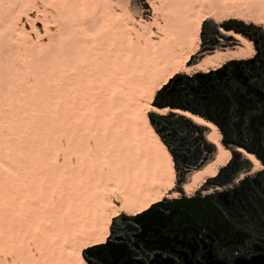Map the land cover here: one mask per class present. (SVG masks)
Segmentation results:
<instances>
[{"label":"bare ground","instance_id":"obj_1","mask_svg":"<svg viewBox=\"0 0 264 264\" xmlns=\"http://www.w3.org/2000/svg\"><path fill=\"white\" fill-rule=\"evenodd\" d=\"M204 1L180 0L189 6L174 11L145 0L147 20L121 1L0 0V264H88L84 252L106 244L115 219L179 197L167 195L177 186L175 161L150 114L209 129L216 153L192 171L187 195L229 165L216 124L153 105L176 76L256 53L252 40L220 27L237 45L191 63L208 21L264 26V0ZM236 152L251 174L264 169L254 153Z\"/></svg>","mask_w":264,"mask_h":264},{"label":"flooded vegetation","instance_id":"obj_2","mask_svg":"<svg viewBox=\"0 0 264 264\" xmlns=\"http://www.w3.org/2000/svg\"><path fill=\"white\" fill-rule=\"evenodd\" d=\"M183 187L181 183L178 198L154 205L140 223L136 217L122 218L123 225L113 226L106 244L88 253V263L238 264L264 257V229L257 227L263 215L258 210L261 195L256 187L246 183L192 195ZM246 190L255 203L252 211L245 207Z\"/></svg>","mask_w":264,"mask_h":264},{"label":"rangeland","instance_id":"obj_3","mask_svg":"<svg viewBox=\"0 0 264 264\" xmlns=\"http://www.w3.org/2000/svg\"><path fill=\"white\" fill-rule=\"evenodd\" d=\"M119 1L122 2L123 7H128L131 10V12L133 13L136 19H139L142 16H144L147 20H149L150 18H153V12L150 9L149 5L145 3V0H113V2L115 3L114 5L117 6V3ZM190 1H193V4H192L193 7L200 6L201 3L207 2L204 0H190ZM164 2L165 3L169 2V4H171L170 6H173L174 11L178 10L177 9L178 7H179V10H182V6L183 7L189 6L187 3H181L180 0H164ZM116 9L118 8L116 7ZM33 11L34 9L32 8L30 12H33ZM222 24L223 23H216L212 20L206 23L205 33L204 35H202V44H201L200 52L197 53V55L194 57L191 63H195L199 61L203 56L209 53H213L215 50L233 49V46L237 45L238 42L234 38L227 37L220 33L219 28L222 27ZM233 26L247 32L248 35L252 36L253 39H255L256 42L253 40L252 41L255 45L256 53L253 56V58L250 60L236 61V62L232 61V63H236V65H233V67L234 68L237 67V70L234 71L232 70V68H227L225 72L223 73L220 81H222L223 82L222 84L226 86L227 88L230 85H233L234 88H239L241 92H243V94L246 96L247 99L249 98L255 101L257 105L255 109L252 106L251 109L248 111H246L245 109H241L240 111L237 112V114H235L236 111L234 110H237V108H235L231 111L229 115H227V118L231 116V119H230L231 128L230 129L239 131L241 135L238 138L244 144L251 146V144L255 142V138H257L258 142H259V138L261 139V143L259 142L260 145L258 144L257 149L264 156V122L261 123L260 119L257 120L260 123H257V121L256 122L254 121L253 124H251L249 122V118H264V26L258 27L255 25L246 24L244 22H241V23L237 22ZM174 28H175V32H174L175 36H177L179 30L177 29L176 24L174 25ZM225 64H223L222 66H225ZM193 75H195V73H191V75L180 74L178 76L191 77ZM174 128L176 130H174L171 133L173 137L172 136L166 137L167 136L166 131L164 132V135H165V139L172 145V149L175 150L178 156L185 154L184 152L178 151L180 149L178 148L179 145L183 146V149L187 152L186 155L188 156H191L198 152H201L203 155L201 159L197 163H195L189 170L184 169L181 166L182 165L181 163L175 162V168L177 172V182H176L177 186L175 187L173 191L167 194L168 196H172L174 193H178V192L181 193L179 189L181 183L186 184L189 180V176L192 173V171L197 168L202 167L204 164L210 161L216 153V147L214 146H213L212 154H209L207 152V150L211 149L210 147L211 144L206 139V135L209 133V129L198 126L194 124L193 122H191V125H187V126L175 125ZM219 130L222 133V141H223V132L220 128ZM233 137H235V135ZM229 148L233 150L231 161H233L237 155L241 157L240 161L243 164L242 169L238 172V174L234 177V180L230 184L217 185V184L210 183L208 181L205 184V186L202 187L198 191L219 192L220 190L225 189V188H228L229 190H231L230 186L238 187L245 180H248V179L252 180V179L259 178V180L263 182V186H261L262 188H258L260 189L259 192L261 195L259 199H261L262 197L261 200L263 203L264 194L262 193L264 192V176H261V177L259 176L264 173V169L257 174H251L252 172L251 163L246 161L245 158L241 154H238L236 152V149H234L235 148L234 145H229ZM224 169H227V168H224ZM220 171H222V169ZM242 175H243V179H241ZM210 184H213V185L210 186L209 190L206 189L205 187ZM198 191H196L195 193H197ZM111 198L116 204H120L119 198H117L115 195L111 196ZM122 218L130 219V218H135V217H129L126 215H122L120 218L115 219L111 225V231H112L113 226L123 225L124 220ZM262 218L264 219V214L262 215ZM261 223L264 224V221L260 220L257 225L260 231L264 229ZM91 250H94V249H90L87 251H91Z\"/></svg>","mask_w":264,"mask_h":264},{"label":"trees","instance_id":"obj_4","mask_svg":"<svg viewBox=\"0 0 264 264\" xmlns=\"http://www.w3.org/2000/svg\"><path fill=\"white\" fill-rule=\"evenodd\" d=\"M235 23L234 20L228 21L222 24V28L226 31H235L236 33H240L250 40L255 41L252 36L248 35L247 32L238 29L233 26ZM205 26H203V33H205ZM218 33V31H217ZM256 42V41H255ZM236 63H226L221 69L216 71H210L207 74L198 73L191 77L189 76H176L173 80L160 92L157 93L153 105L157 108L163 109L170 107L171 109H181L185 111H190L193 114L199 115L206 120H209L216 124L223 132V144L227 147L229 145H234V147H243L247 151L254 153L256 156L262 160L264 163V156L257 149L259 142L261 143V139L259 138V142L257 138H255V142L248 146L244 144L238 137H240V133L238 130L230 129L231 127V116L227 118V115L231 113V111L237 108L235 114L241 109H245L246 111L250 110L253 106L256 108L257 103L251 99H247L246 96L241 92L239 88H234L233 85H230L228 88L224 86L220 79L222 78L223 73L227 68H232V70L236 71L237 67H233ZM151 122L155 128V130L161 136L163 142L169 148L171 154L174 157L176 163H181L184 169L189 170L195 163H197L201 157L202 153L198 152L191 156L186 155V151L183 149L182 145H179V152H184L185 154L178 156L175 150L172 149V145L165 139L164 132H167L166 137H171V133L176 130L175 125L178 126H187L191 125V120L184 116L177 115L175 113H170L165 116H161L158 114H150ZM261 120V123L264 122V118H249V122L253 124V122ZM257 123H260L257 121ZM235 135V137H233ZM173 137V136H172ZM175 142V141H174ZM182 142V141H180ZM179 142V143H180ZM260 145V144H259ZM211 149L207 150L209 154L213 153V146H210ZM241 157L237 155L233 161L229 163L226 167L227 169H222L220 171L217 178L213 180H209L210 183L217 185H226L230 183L232 177L238 173L243 164L240 161ZM264 176V173L259 177ZM246 183L250 184V187H253L259 191L258 187L262 188L263 182L258 179L245 180L242 185ZM246 195L249 200L245 202V207L248 210H253L252 205L255 204L251 197H249V191L246 190ZM262 199V197H261ZM259 201L258 210L260 214H264V199ZM254 206V205H253ZM127 219V218H126ZM260 220H264L262 215L260 216ZM262 224V223H261ZM92 252V250L90 251ZM85 259L88 261V251L84 252Z\"/></svg>","mask_w":264,"mask_h":264},{"label":"water","instance_id":"obj_5","mask_svg":"<svg viewBox=\"0 0 264 264\" xmlns=\"http://www.w3.org/2000/svg\"><path fill=\"white\" fill-rule=\"evenodd\" d=\"M237 148H239V147H236V148H234V149H237ZM232 152H233V150H231ZM142 216H144V214L143 215H140V216H138V217H136V219H135V221L137 222V223H140L139 221H140V218L142 217ZM90 251H88V253H89ZM89 264V263H88ZM238 264H264V257H256V258H253L252 260H249V261H241V262H239Z\"/></svg>","mask_w":264,"mask_h":264}]
</instances>
